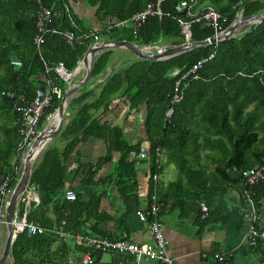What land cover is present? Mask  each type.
<instances>
[{"label": "trees", "instance_id": "obj_1", "mask_svg": "<svg viewBox=\"0 0 264 264\" xmlns=\"http://www.w3.org/2000/svg\"><path fill=\"white\" fill-rule=\"evenodd\" d=\"M78 1L42 0L44 5L52 9V27L60 31L75 32L78 39L72 47L63 40L62 34L53 32L45 36V41L40 46L35 43L38 33L36 0H0V118L3 119L0 123V173L3 175L13 168L10 161L17 154L21 140L19 126L22 119L17 111L21 102L18 95L23 94L27 99H32L39 80L55 76V67L61 62L67 71L72 72L94 43L93 37L85 36L93 28L88 26L86 18L75 9ZM159 1L163 16L149 15L137 29L131 24L108 29L111 22L128 19L143 10L148 3L156 5ZM183 1L186 0H84L86 6L97 7V17L100 20L107 21L98 30L103 40H124L143 46L181 45L186 40L183 33L185 21L191 23L192 40L202 41L213 36L214 27L208 26L203 19L194 20L193 16L207 6H213L221 14V29L231 25L240 10H243L244 16L264 13V0H197L190 10L189 7L177 10V5ZM114 52V48H107L95 55L91 75L93 79L97 80L106 72ZM211 53L214 56L198 70V78H189L186 82L183 99L175 104V111L168 119L166 110L178 76ZM15 60L20 61V64H14ZM46 65L50 67L48 71ZM173 71L179 72L172 75ZM60 81V85L65 87L66 81ZM97 89L100 91L94 100L82 104L73 116L65 115L58 135L63 139L64 146L50 141L33 164L30 187H34L39 194V201L30 204L26 218L38 227L49 230L63 228L92 236L111 237L99 223L88 222L99 214L101 195L96 203L87 202L78 195L75 199L65 196L66 160L81 141L91 136L105 139L109 154L103 160H98L96 165L89 164L90 170H94L89 171L90 177L85 184L95 185L97 169L110 159L112 151L119 150L121 156L117 164V175L109 176V179L125 195L128 212L138 209L137 196L133 192L135 184L130 181L134 177L136 154L141 148L148 151L151 169L154 170L157 149L167 150L168 144H171L175 150L171 148L170 153L177 158L180 150H176L173 144L189 139L188 135L194 139L202 137L205 142L212 144L213 155L211 153L210 158L217 164L214 176L215 181H219L218 187L233 180L234 174L237 180H242L243 171L263 163L264 20L250 22L236 36L212 44L194 46L167 58L131 60L114 69L104 81L97 84V88L85 90L75 97L66 114L72 113L77 105ZM3 90L5 94L1 95ZM10 92L14 96L9 95ZM115 96L122 97L130 111L140 112L143 105L147 106L143 113V142L147 147L142 146V142L131 143L130 134L123 123L115 124L106 119ZM61 102L62 98L54 96L45 114L54 112ZM200 110H204L205 117ZM95 112L98 113L95 115ZM7 119L10 121L8 124ZM203 119L208 125L205 130L182 123ZM45 121L46 117L43 116L39 124L40 130L44 128ZM17 178L18 176L10 184V191L16 185ZM247 187L244 184V190ZM250 188L255 192L259 215L264 216V181ZM203 191L204 189L200 193ZM159 195L161 214V205L163 207L167 203L166 199L169 200L170 195L168 192H160ZM23 197L25 192L19 200V217L26 210ZM51 205L57 210L53 218L48 214ZM49 230L33 234L26 229L20 231L11 245L12 264H83L81 254L85 251L91 252L93 264H101L100 256L104 251L77 243L76 249H72L67 238ZM254 249L263 250V247L259 244ZM72 253H75L74 260L69 262V255Z\"/></svg>", "mask_w": 264, "mask_h": 264}, {"label": "crops", "instance_id": "obj_2", "mask_svg": "<svg viewBox=\"0 0 264 264\" xmlns=\"http://www.w3.org/2000/svg\"><path fill=\"white\" fill-rule=\"evenodd\" d=\"M74 7L78 13L86 18L88 26L94 30H100L107 22L97 17V7L86 6L84 0L76 2ZM104 43L105 40L102 39L100 45ZM134 46L144 54H153L157 52L159 45L140 46L135 43ZM114 50V57L110 61L109 67L97 80L93 79L92 76L87 78L89 67L83 61L78 62L72 71L71 80L66 81L65 87L60 85L61 79H57L58 82L56 80L63 96L68 95L69 104L73 103L72 100L85 90L97 88V84L104 81L114 69L137 59L136 52L131 48L122 46ZM89 61L90 58H88V63ZM39 87L42 89L47 87L43 78L39 80ZM69 90L70 93H67ZM99 91L97 89L93 95L77 105L72 113L65 115L71 117L76 114L79 107L85 102L90 103L94 100ZM146 108L147 106L143 105L140 112L130 111L124 99L115 96L110 104L111 111L106 119L112 120L115 124L123 123L124 128L130 134L131 143L142 142V146L147 147L143 142L145 137L143 113ZM98 112H95V115ZM200 112L205 117L204 110H200ZM201 114L200 117H203ZM2 122L3 119L0 118V123ZM8 123L10 121L7 119ZM182 123H186L188 127L202 130L208 128L204 119L198 122L187 120ZM12 125H14L13 122ZM58 135L59 133L50 141L64 146L63 139L59 138ZM188 138L180 144H173L176 146V150H180L177 158L173 156V153H170L171 148L175 150L174 147L168 144V149L162 150L160 164L156 162L153 164L154 170L151 169L150 158L135 165L134 177L131 178L130 182L135 184L133 192L136 194L138 202L136 211H127L125 195L121 194L117 185L109 179V176L116 177L117 175V164L121 156L119 150L112 151L110 159L97 169L94 180L96 184H85L90 177V172L94 170H90L89 164H95L109 154L105 139L91 136L77 145L66 160L65 187L73 189L78 196L85 198L87 202L96 203L98 196L101 195L97 216L99 218H92L88 221L89 224L99 223L102 229L114 238L130 239L140 243L152 242L153 238L148 223L152 218L148 216L147 221H143L139 218L138 211H145L147 205L152 202V196L155 192L152 174L157 172L156 193L158 201L160 192H168L170 195L169 200L166 199L167 203L163 207L161 205V214L158 203L157 217L163 223L167 250L175 264H264V250L254 249L248 237V221L245 212L248 209V204H246L243 196V180H237V176L234 174L233 180L218 187L219 181H215L214 176L217 164L213 163L210 158L212 144L205 142L202 137L194 139L188 135ZM16 160L17 156L14 155L10 165L13 166ZM3 176L0 173V182ZM206 185H210V187ZM203 189L204 191L200 193ZM35 193L39 198L36 190ZM203 204L206 206V210L203 209ZM255 210L257 213L260 212L258 206H255ZM56 213L57 210L51 205L48 214L53 218ZM259 225L264 228V216H260ZM66 241L72 249H76L75 242L71 238H67ZM222 251L230 252L231 255L224 263H218L213 254ZM69 256V262H73L75 253ZM100 262L101 264H160L156 258H142L136 261L130 255L116 252H103L100 256Z\"/></svg>", "mask_w": 264, "mask_h": 264}, {"label": "built area", "instance_id": "obj_3", "mask_svg": "<svg viewBox=\"0 0 264 264\" xmlns=\"http://www.w3.org/2000/svg\"><path fill=\"white\" fill-rule=\"evenodd\" d=\"M38 3L37 12H36V25L38 28V33L35 37V43L40 46L45 41V36L48 33H60L62 34L63 40L69 45L74 46L78 37L76 36L75 32L73 31H60L51 25V17L53 15L51 7H48L43 4L42 0H36ZM198 2L197 0L191 1H183L180 2L176 9L181 11L186 7H189V10L192 8L194 4ZM191 12V11H190ZM163 16V12L160 8V1L155 3H148V5L141 11L134 13L129 19L122 20L115 22L114 24L108 25V29L112 28L113 26H121V25H128L131 24L135 29H137L141 24L144 23L146 18L149 15ZM195 17L194 20L199 21L201 19L208 26L214 27L215 36H219L222 33L228 30V27L225 29H221L222 22H221V14L213 7L207 6L203 8L201 12H196L193 14ZM243 10H240L238 17L232 23L239 22L242 18ZM249 22L244 24L240 27L236 33L239 34L244 30V26L250 23V18L247 17ZM223 19V18H222ZM190 22H184L183 24V33L185 34V42L190 43L192 41L191 38V29H190ZM242 29V30H241ZM86 37H93L94 43L92 44V48L97 47L100 45L102 39L98 31L90 30L89 33L85 34ZM225 39L224 37L219 40ZM159 51L162 48H158ZM90 51V50H89ZM88 51V52H89ZM214 56V53H211L208 57H204L194 63L189 70L179 75L178 79L176 80L175 91L172 95V99L168 108L166 110V117L170 119L175 111V104L180 102L184 96V88L186 86V82L190 78H198V70L201 69L208 60H210ZM80 61V60H79ZM81 62V61H80ZM79 62V63H80ZM14 64H20V61L15 60ZM47 71L50 69L46 65ZM56 75L53 77H48L46 79L47 87L45 89L38 88L36 93L32 99H27L23 94L18 95V99L20 100L21 104L18 106L17 111L22 119V123L19 126V133L21 134V140L18 143L17 147V155L20 158L26 150L30 149L32 144L34 143V139L37 137L39 133V124L40 120L43 116L46 117V121L48 123L54 122L55 113L50 111L45 114V110L49 107L52 103V100L55 97L62 98V90L60 86L56 83L58 78H62L64 80H71L72 73L68 72L64 64L61 62L58 66L55 67ZM179 71H173L172 75L178 74ZM5 94V90L2 91L1 95ZM9 95L14 96L13 92H10ZM57 109V108H56ZM149 154L145 148H142L139 153L136 154V164H140L144 159L148 158ZM160 156H161V149H157L156 152V160L157 164H160ZM22 167L20 165L15 164L13 166V171L5 174L0 182V225L1 224H8L7 222V207L9 205V196H10V184L12 183L13 178L17 175ZM242 176L244 177L245 184H247L248 189L245 190V200L247 201V211L246 217L248 221V237L250 239V244L252 246H257L261 244L264 248V229L258 228L257 226V213L255 210V192L250 188L260 181L264 180V158L263 163L259 166L250 168L242 172ZM155 181L158 178V174L154 173L153 175ZM66 197L69 199H75L76 193L72 189H68L66 191ZM23 199L26 202V210L22 217L19 218L18 211L19 208L15 211V218L13 221V225L16 230L22 231L26 229L29 233H36V232H46L49 229L44 227H38L34 222L28 221L26 218V214L28 212V208L33 201H39L38 196L35 193V188L31 187L28 191H25V197ZM157 194L156 188L155 192L152 196V202L147 205V208L144 210H139L138 215L139 218L143 221H147L148 216H151L152 220L149 221L150 232L152 235V242H137L130 239L124 238H114V237H98L92 236L90 234H83L80 232H71L66 231L63 228H52L49 230L53 233H56L58 236L63 238H71L73 241L79 245L87 246L93 248L95 250H101L104 252H116L118 254H127L132 256L136 261L141 260L142 258H156L159 260L160 264H175L174 260L170 256L167 250V240L164 235V226L163 223L158 219V207H157ZM204 209H206L204 207ZM64 224V222H63ZM2 232L0 230V239H1ZM230 252H217L214 254V257L219 262H225L228 260L230 256ZM81 260L83 264H93L94 259L91 256L90 251H85L81 254Z\"/></svg>", "mask_w": 264, "mask_h": 264}, {"label": "water", "instance_id": "obj_4", "mask_svg": "<svg viewBox=\"0 0 264 264\" xmlns=\"http://www.w3.org/2000/svg\"><path fill=\"white\" fill-rule=\"evenodd\" d=\"M264 20V13L263 14H257V15H252L250 16V22H260ZM249 22L247 16H244L239 22L231 24L228 27V30L224 33H222L219 36H211L205 40L202 41H192L190 43H185L182 45H177L173 47H168L166 50L160 53H155L152 55L144 54L142 53L138 48L134 46V43L130 41H113L110 44H102L100 46L90 48V51L85 55L84 57V63L88 65L89 70H88V77L89 78L92 75V66H93V58L95 53L107 49V48H118V47H128L131 48L136 52V57L137 58H151V59H160V58H167L173 55H176L178 53H181L183 51H186L190 49L193 46H199L203 44H212L217 42L218 39L221 38H230L233 37L236 33V31L242 27L244 24H247ZM90 57V61L88 63V58ZM70 93V90L67 92ZM68 95L66 94L65 97H63L61 104L58 107V113H57V122L51 126V128H44L38 136L35 138L34 143L28 150L25 158V164H24V169L22 172L21 177L17 181L11 196L9 200V205L7 207V226H8V235L5 241V246L3 249V252L0 256V264H5V262L8 260L10 257V250H11V245L14 242L17 233L19 230H16L13 221L15 217V211L18 205V201L20 196L25 192L27 189L29 183H30V178H31V173H32V167L41 153V151L46 147L48 142L59 133V131L62 128L63 122H64V116L67 110V107L70 103V100L67 99Z\"/></svg>", "mask_w": 264, "mask_h": 264}, {"label": "clouds", "instance_id": "obj_5", "mask_svg": "<svg viewBox=\"0 0 264 264\" xmlns=\"http://www.w3.org/2000/svg\"><path fill=\"white\" fill-rule=\"evenodd\" d=\"M247 17H249L250 18V16H247ZM129 19V18H128ZM126 20V19H125ZM118 21H122V20H118ZM118 21H115V22H118ZM115 22H111L110 24H114ZM249 24V23H248ZM121 26H123V25H121ZM230 26V25H229ZM96 31H98V30H96ZM235 36V35H234ZM102 39V38H101ZM192 41H195V40H192ZM191 41V42H192ZM113 41H105V43L104 44H110V43H112ZM132 43H134V42H132ZM186 42H184V43H182V44H185ZM135 44V43H134ZM181 44V45H182ZM139 45V44H138ZM152 45H158V44H152ZM100 46V45H99ZM140 46H143V45H140ZM139 46V47H140ZM149 46H151V45H149ZM168 47H172V46H167V47H163L162 45H159L158 46V48H162V50L161 51H159V50H157V52H154L153 54H155V53H160V52H163L164 50H166ZM194 47V46H193ZM90 48H92V47H90ZM192 48V47H191ZM190 48V49H191ZM139 49V48H138ZM90 50V49H89ZM88 50V51H89ZM140 50V49H139ZM88 51H87V53H88ZM141 51V50H140ZM100 52V51H99ZM142 52V51H141ZM86 53V54H87ZM143 53V52H142ZM85 54V55H86ZM148 55H152V54H148ZM85 57V56H84ZM84 57L80 60L81 62L83 61L84 62ZM90 58V57H89ZM94 59V58H93ZM79 61V62H80ZM69 72V71H68ZM72 73V72H71ZM58 79H62V78H58ZM64 80V79H63ZM46 81V80H45ZM65 81H68V80H65ZM39 88H41V87H39ZM36 93V92H35ZM34 97V96H33ZM32 97V98H33ZM64 97V96H63ZM63 97H62V99H63ZM68 108V107H67ZM57 111H56V113H55V117H57V113H58V108L56 109ZM66 114V113H65ZM55 117H54V122H52V123H48V122H45V124H44V128H51V126L52 125H54L56 122H57V119L55 120ZM65 117V116H64ZM43 128V129H44ZM42 129V130H43ZM39 134V133H38ZM38 136V135H37ZM35 140V139H34ZM50 142V141H49ZM48 142V143H49ZM47 146V145H46ZM29 150V149H28ZM28 150H26L25 151V153L20 157V158H18V155L16 154V156H17V159H19V162H17V160H16V162L13 164V166L15 165V164H18V165H20V167H22L21 169H20V171L17 173V175L14 177V178H16L17 176H18V178H17V181L19 180V178L21 177V175H22V172H23V169H24V164H25V158H26V154H27V152H28ZM44 150V149H43ZM161 155H162V151H161ZM146 159H149V156H148V158H146ZM145 160V159H144ZM143 160V161H144ZM155 160H156V158H155ZM142 161V162H143ZM141 162V163H142ZM12 166V167H13ZM253 168V167H252ZM10 171H13V170H10ZM9 171V172H10ZM9 172H7V173H9ZM6 173V174H7ZM154 173H157V172H154ZM154 173L152 174V177H153V175H154ZM158 174V173H157ZM5 175V174H4ZM4 177V176H3ZM243 177V176H242ZM13 178V179H14ZM153 179H154V177H153ZM158 179V178H157ZM157 179H156V181H155V179H154V190H155V188H157ZM242 180H244V177H243V179ZM13 181V180H12ZM264 181V180H263ZM244 184H245V180H244ZM258 184V183H257ZM246 186H247V184H245ZM256 185V184H255ZM15 187V186H14ZM14 187H13V189H14ZM32 187V186H31ZM30 187V183H29V185H28V190L31 188ZM13 189L10 191V196H11V193H12V191H13ZM246 189H248V187L246 188ZM245 189V190H246ZM27 189L25 190V191H28ZM68 190V189H67ZM66 190V191H67ZM73 190V189H72ZM157 190V189H156ZM245 190L243 191V196H244V198H245ZM66 191H65V196H66ZM74 191V190H73ZM75 192V191H74ZM76 193V192H75ZM157 194V193H156ZM77 195V194H76ZM10 196H9V200H10ZM76 198V197H75ZM157 199H158V196H157ZM19 200H20V198H19ZM256 200V202H255V206H258V203H257V199H255ZM158 200H157V205H158ZM245 202H246V204H247V201L245 200ZM18 205H19V201H18ZM18 205H17V208L16 209H18L19 207H18ZM204 207L206 208V206L203 204V209H204ZM207 209V208H206ZM206 209H204V210H206ZM256 213H257V211H256ZM257 216H258V219H257V226H258V228H261V229H264L263 227H260V225H259V223H260V215H259V213H257ZM15 218V217H14ZM7 229H8V226H7ZM19 233V232H18ZM17 233V234H18ZM17 236V235H16ZM253 247H256V246H253ZM263 247V246H262ZM263 250H264V248H263ZM214 255V254H213ZM1 256V255H0ZM11 257V256H10ZM215 258V257H214ZM9 259V258H8ZM216 259V258H215ZM217 261V260H216ZM227 261V260H226ZM218 263H224V262H219V261H217Z\"/></svg>", "mask_w": 264, "mask_h": 264}, {"label": "rangeland", "instance_id": "obj_6", "mask_svg": "<svg viewBox=\"0 0 264 264\" xmlns=\"http://www.w3.org/2000/svg\"><path fill=\"white\" fill-rule=\"evenodd\" d=\"M245 27V26H244ZM242 30V29H241ZM42 130H39V133L41 132ZM41 155V154H40ZM13 159V156L11 158V160ZM11 170H13V168H11ZM0 230L2 232V235H1V239H0V255L2 254L3 252V249H4V246H5V241H6V238H7V235H8V229H7V224H1L0 225ZM73 240V239H72ZM74 243V242H73ZM11 257H9V259L5 262V264H11Z\"/></svg>", "mask_w": 264, "mask_h": 264}, {"label": "bare ground", "instance_id": "obj_7", "mask_svg": "<svg viewBox=\"0 0 264 264\" xmlns=\"http://www.w3.org/2000/svg\"><path fill=\"white\" fill-rule=\"evenodd\" d=\"M84 64V63H83ZM79 69V68H78ZM81 72H82V70H81ZM57 119V117H55V120Z\"/></svg>", "mask_w": 264, "mask_h": 264}]
</instances>
